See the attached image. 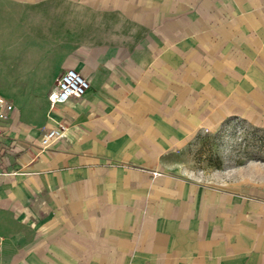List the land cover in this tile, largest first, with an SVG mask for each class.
<instances>
[{"label": "crops", "instance_id": "0c3cea01", "mask_svg": "<svg viewBox=\"0 0 264 264\" xmlns=\"http://www.w3.org/2000/svg\"><path fill=\"white\" fill-rule=\"evenodd\" d=\"M0 97V264H264V172L180 154L264 111V0H0Z\"/></svg>", "mask_w": 264, "mask_h": 264}, {"label": "rangeland", "instance_id": "374dc122", "mask_svg": "<svg viewBox=\"0 0 264 264\" xmlns=\"http://www.w3.org/2000/svg\"><path fill=\"white\" fill-rule=\"evenodd\" d=\"M55 82L52 81V86ZM49 83L46 82L43 93L51 88ZM253 128L264 130V111L247 113L244 117H229L215 128L199 130L180 154L187 157L188 166L203 181L229 183L231 172L242 171L248 164H251V172L262 175L264 140L263 146L258 148L259 142L255 143L252 137Z\"/></svg>", "mask_w": 264, "mask_h": 264}, {"label": "built area", "instance_id": "2783aa9c", "mask_svg": "<svg viewBox=\"0 0 264 264\" xmlns=\"http://www.w3.org/2000/svg\"><path fill=\"white\" fill-rule=\"evenodd\" d=\"M89 88V81L78 71L72 68L64 70L56 79L54 86L48 94V100L51 106L68 101L70 98L81 97ZM13 104L0 97V120L8 118V112L13 109ZM4 131L0 127V135ZM63 136V129H48L41 138L40 145L45 148L51 144L54 139Z\"/></svg>", "mask_w": 264, "mask_h": 264}, {"label": "trees", "instance_id": "16d2710c", "mask_svg": "<svg viewBox=\"0 0 264 264\" xmlns=\"http://www.w3.org/2000/svg\"><path fill=\"white\" fill-rule=\"evenodd\" d=\"M259 132H261L263 134L260 135ZM252 137L255 140V143L259 142V144H257L258 148L263 146L262 142L264 140V130H260L258 128H253Z\"/></svg>", "mask_w": 264, "mask_h": 264}]
</instances>
